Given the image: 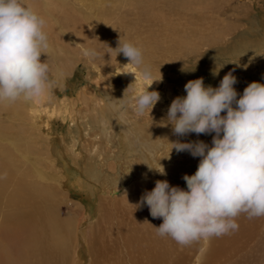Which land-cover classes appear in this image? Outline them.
Masks as SVG:
<instances>
[{
  "label": "bare ground",
  "instance_id": "bare-ground-1",
  "mask_svg": "<svg viewBox=\"0 0 264 264\" xmlns=\"http://www.w3.org/2000/svg\"><path fill=\"white\" fill-rule=\"evenodd\" d=\"M179 3V0L108 1L104 6L105 16L114 18L116 27L108 28L106 51L110 54L115 51L118 40L133 44L142 54L155 57L158 62L153 63L154 65L164 66L161 71H154L156 67L152 68L151 76L156 78L167 69L173 68L178 72L186 70L185 62L170 65L164 62L167 59V50L174 47L171 42L164 46L156 41L150 42L148 48L143 49L146 46L143 34L153 24L149 14L151 7H174L176 9L170 16L184 21L185 16L177 10ZM114 11L117 13L113 14ZM71 27L74 28V25ZM176 27L177 35L173 37V41L182 48L194 50L201 45L209 46L216 42L211 38L203 39L201 34L198 35L188 28ZM217 37L222 42L226 38ZM76 40L81 43L83 41L80 37ZM90 41L94 42L86 47L87 50L103 47L99 41ZM246 45L250 46L249 51L242 49L244 52L255 51L251 55L254 63L257 64L258 60L264 58V38L257 39L252 44L247 41ZM106 51L97 52L104 54ZM257 67H261V64H257ZM208 69L212 72L215 70ZM254 69L250 66L244 67L240 69L238 77L255 73ZM216 71L217 77L226 73L223 69ZM199 74L195 70L185 73L187 76L201 78ZM254 76L250 82L264 83V71ZM111 80L113 81L111 77H102L104 84L99 86L102 88L98 93H90L87 109L76 112L75 133L70 134V138L65 139L68 141L63 143L66 156L81 164L83 175L96 184L94 187H98L102 195L111 197L123 194L125 184L134 186L158 177L161 180H168L166 178L170 177L182 179L184 174H193L200 157H193L187 151L177 152L174 148L171 149L170 142L202 140L211 144L213 134H209V138L207 134L196 133L182 137L175 135L171 125L163 122L166 114L164 110L169 106L165 105V100L169 98L165 87L158 92L160 99L150 112L145 109L142 114H137L132 107V98L136 95L132 83L138 90L148 87L152 91V81L144 84L141 76L139 80L133 79L128 85H117V80L108 84ZM239 80L237 82L241 83ZM244 80L246 82L248 79ZM203 82L205 84L204 78ZM239 87L237 83L234 84L238 96L242 90ZM168 91H172L170 86ZM178 93L180 96L185 95L184 87L179 88ZM78 148L80 152H77ZM41 165L46 169L52 167L51 161L41 162ZM160 165L165 169L166 175L150 169L155 167L159 170ZM11 166L8 157L0 155V200L7 188L6 178L13 175L10 172ZM28 167L29 171L24 172V184L19 183L12 193L11 190L8 191L10 194L6 201L0 204V264H82L79 257L81 244L74 246L77 233L90 264H264V216L249 219L246 214L241 213L235 218L239 225L237 230L214 236L207 242L195 241L180 245L171 237L157 235L153 226H158L162 219L153 218L146 205L136 207L139 199L136 202L129 201L126 206L116 207L118 217L110 225L108 208L101 206L104 202H101L103 198L100 196L97 220L91 227L89 220L78 226L73 214L66 218L61 216L59 206L63 202L59 200L61 186L58 182L64 180L63 176H57L53 172L39 173L31 162H28ZM169 183L180 186L185 181L171 179ZM76 184L81 188L86 187V193L91 192L89 185L86 186L78 180ZM117 186V190H113Z\"/></svg>",
  "mask_w": 264,
  "mask_h": 264
},
{
  "label": "rangeland",
  "instance_id": "rangeland-1",
  "mask_svg": "<svg viewBox=\"0 0 264 264\" xmlns=\"http://www.w3.org/2000/svg\"><path fill=\"white\" fill-rule=\"evenodd\" d=\"M108 1L110 0H22L24 5L45 20L44 31L48 35L51 50L42 54L40 59L48 64L50 78L55 79L57 83L38 99L0 101V152L8 157L12 165L10 172L13 174L9 179L6 178L7 188L0 204L6 201L19 183L24 184V172L29 171L28 162H31L39 173L53 172L57 176H63L64 180L58 182L61 186L59 200L63 202L59 207L63 218L73 214L74 221L79 223L78 226L89 220L91 227L99 216V204L104 202L101 206L108 208V221L112 225L118 217L116 207L126 206L129 201L136 202L145 190H151L155 181L161 179L152 178L149 182L134 186L125 184L123 194L118 197L104 196L98 191V187H94L95 183L83 175L81 164L66 156L63 143L68 141L65 139L70 138V134L75 133L76 112L79 109H87L90 93H98L102 88L99 86L104 84L102 77L113 79L108 84L117 80V85H128L133 79L139 80L141 76L144 84L154 80L151 83L154 90L160 93L164 87L167 89L169 98L165 100V105H169L173 98L180 96L178 89L188 80L195 78L193 75H185L191 70L200 73L205 79V85L213 87L218 86L223 75L221 73L219 78L208 68L231 72L235 77L237 75V80L240 79L241 83L237 84L239 89H242L241 93L254 75L258 76L264 71V58L257 61V64H261V67H257L251 59L255 51L247 53L242 50L249 51L247 41L252 44L257 39L264 38V0H179L177 10L185 16L184 21L170 16L176 8L153 5L149 12L153 24L143 34L146 39L143 49H147L150 42L156 41L161 46L171 42L174 47L167 50V59L164 62L170 65L182 61L187 64V69L182 72L173 68L167 69L160 77L151 76L150 79H145L141 75V69L122 53L116 56L115 51L111 54L106 51L108 28L116 27V20L105 16L104 6ZM115 13L117 11L113 12ZM176 26L188 28L198 35L201 34L203 39L211 38L216 42L209 46L201 45L194 50L182 48L179 43L173 41V37L177 35ZM217 36H226L225 41L218 40ZM77 37L83 39L82 43L76 40ZM90 40L99 41L103 47L96 50L106 53L98 54L94 58L88 56L86 47L94 42ZM235 51L239 53H234ZM142 57L143 65L150 70L154 67V71L164 69L163 65L153 64L158 62L155 57H150L147 53L142 54ZM244 60L247 65L243 63ZM247 66L255 68V73L238 77L240 69ZM244 79L248 80L245 82ZM168 86L171 87V92L168 91ZM132 88L136 94L145 89L138 90L134 83ZM164 111L167 113V109ZM164 118L166 119V114ZM209 134L206 135L208 138ZM77 152H80L79 148ZM48 161H51L52 167H42L41 162ZM166 179L168 182H171V179L182 180L171 177ZM77 180L86 186L89 185L91 192L86 193V187L78 186ZM180 186L186 188L185 183ZM117 188L118 186L113 190ZM100 196L103 198L101 202ZM79 240L77 233L74 246L81 244L79 257L82 264H90V259Z\"/></svg>",
  "mask_w": 264,
  "mask_h": 264
},
{
  "label": "clouds",
  "instance_id": "clouds-1",
  "mask_svg": "<svg viewBox=\"0 0 264 264\" xmlns=\"http://www.w3.org/2000/svg\"><path fill=\"white\" fill-rule=\"evenodd\" d=\"M44 25L43 17L22 0H0V101L38 99L56 85L40 59L51 50ZM114 50L140 68L145 79L151 78L139 48L118 40ZM86 54L94 58L98 52L89 49ZM236 83L231 72L216 87L206 86L202 77L191 79L183 86L186 94L169 104L163 122L175 135H213L211 144L170 142L171 149L200 157L195 172L182 176L186 188L156 180L135 204L146 205L153 218L162 219L158 226L151 224L158 236L180 245L207 242L237 230L235 218L241 213L249 219L264 216V83L249 82L239 96ZM159 99L158 91L147 87L132 98V107L137 114L150 112ZM160 166L149 168L166 175Z\"/></svg>",
  "mask_w": 264,
  "mask_h": 264
}]
</instances>
